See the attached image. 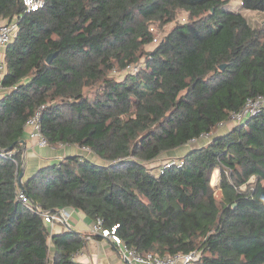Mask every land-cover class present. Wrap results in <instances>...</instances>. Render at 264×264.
I'll return each mask as SVG.
<instances>
[{
	"label": "trees",
	"instance_id": "obj_1",
	"mask_svg": "<svg viewBox=\"0 0 264 264\" xmlns=\"http://www.w3.org/2000/svg\"><path fill=\"white\" fill-rule=\"evenodd\" d=\"M226 1L44 0L25 11L21 0H0V18L18 19L0 97V264H80L82 235L50 233L18 188L42 211L72 207L103 228L118 224L142 254L199 250L192 264H264V108L189 148L180 166L146 165L264 94V27ZM240 1L264 10V0ZM179 7L187 20L144 50L148 26L172 21ZM141 59L136 73H117ZM39 108L50 145L87 147L104 163L66 155L19 182L20 140Z\"/></svg>",
	"mask_w": 264,
	"mask_h": 264
},
{
	"label": "built area",
	"instance_id": "obj_2",
	"mask_svg": "<svg viewBox=\"0 0 264 264\" xmlns=\"http://www.w3.org/2000/svg\"><path fill=\"white\" fill-rule=\"evenodd\" d=\"M22 5L24 6L25 11L36 10L43 6L44 0H21ZM242 5V2L239 1ZM247 9V8H244ZM251 10V9H248ZM181 23L187 20V16H180L177 18ZM17 15H13L11 18H0V45L6 46L11 42L16 34L18 25H17ZM149 31L152 34L151 41L156 45L160 40H157L155 36L156 26L150 24L148 26ZM163 37V36H162ZM145 67L143 60H139L134 63L126 65L118 74L123 75L126 72L136 73L138 70ZM6 71V65L3 59H0V89L3 88L2 78ZM264 108V94H257L254 96H247L245 98L244 104L238 110L230 111L228 118L224 121H221L217 124V128L225 125L227 122H232L233 125L244 124L248 118L252 115H255L261 109ZM40 115L41 109H37L32 115H30L26 122L25 127L29 128V136L35 139V142L39 146L50 145L47 138L42 134L40 129ZM212 131L201 132L198 136L192 137L189 142L196 143L198 140H203L204 143L210 142L212 138ZM58 145H64L58 143ZM87 148V147H86ZM88 149V148H87ZM182 161L180 159H167L160 166H158V171L162 172L165 167L170 165L180 166ZM17 198L20 202L30 211L38 212L46 223H67L69 212L65 207L58 208L55 211H42L40 206L33 204L22 188H18L16 191ZM118 224H115L110 229L103 228L101 226V219L97 217L94 219V224L92 231L93 233L100 232L103 235H109L110 238L118 245L119 252L121 256L127 261L131 262L132 260L143 263V264H192L193 261L198 259L200 256L199 250H191L186 253H175L167 255H157L151 252L139 253L135 249L127 246L121 237L116 234L115 228ZM78 252V251H77Z\"/></svg>",
	"mask_w": 264,
	"mask_h": 264
},
{
	"label": "crops",
	"instance_id": "obj_3",
	"mask_svg": "<svg viewBox=\"0 0 264 264\" xmlns=\"http://www.w3.org/2000/svg\"><path fill=\"white\" fill-rule=\"evenodd\" d=\"M250 11L253 12L256 10ZM5 48V46L0 45V59L3 60ZM5 93L6 89L4 87L1 88L0 97ZM228 130L230 129L227 126H223L217 131L216 134H222ZM21 139L24 140V144L21 143L23 146L21 163L23 174L21 180H25L31 176L38 168L58 162L66 155L80 154L92 160H96V156L94 154L92 155L89 149L76 144L39 146L36 144L35 139L29 136L28 127H24ZM203 143L204 141L201 139L196 143H190L188 141L184 145L168 152L170 155L180 157L189 148L196 147ZM65 208L69 212L67 223H48V228L50 233H56L70 229L82 235L84 244L83 247L74 254V261L80 264H143L134 260L129 262L124 259L119 252L118 245L110 238L109 235H103L100 232L93 233V218L88 217L78 209L72 207Z\"/></svg>",
	"mask_w": 264,
	"mask_h": 264
},
{
	"label": "rangeland",
	"instance_id": "obj_4",
	"mask_svg": "<svg viewBox=\"0 0 264 264\" xmlns=\"http://www.w3.org/2000/svg\"><path fill=\"white\" fill-rule=\"evenodd\" d=\"M239 1L240 0H227L226 4L224 5V7L226 9H228V10L241 12L245 16L246 20L248 21V23L251 26L264 27V10L263 11L262 10H256V11L251 12L248 9H244L241 6ZM184 15L187 16V18H188L187 10L184 9V8H180L179 7L176 10L175 18L172 21L166 22L165 24H162V25L154 22V25L156 26L155 36L157 37V40L162 38V36H164L174 24L180 23V21L177 18H179L180 16H184ZM154 46H155V44L152 41H150L149 43L144 45V50H150ZM117 73H114V75L117 76ZM85 91L88 92V94L91 95V94H93L94 88L86 87ZM223 126H227L229 129H231L233 124H232V122H227ZM223 126H221L218 129H216L212 133V136H214L217 133V131L219 129H221ZM92 155H93V153H92ZM95 158H96L97 161H99V162L101 161V162L104 163V160H102V159H100L98 157H95ZM177 158H179V157H177L175 155H170L169 152L167 151V152H163V153L159 154L154 160L146 162V165L149 168H153L154 170H156L158 168V166H160V164H162L165 160H167V159H177ZM215 172H217V178L213 180L212 177H213ZM219 181H220V170H219V168H215L213 170L211 176H210V184H211V186L213 188L214 195H215L216 199H218V200L221 197V192H220V189H219Z\"/></svg>",
	"mask_w": 264,
	"mask_h": 264
},
{
	"label": "water",
	"instance_id": "obj_5",
	"mask_svg": "<svg viewBox=\"0 0 264 264\" xmlns=\"http://www.w3.org/2000/svg\"><path fill=\"white\" fill-rule=\"evenodd\" d=\"M52 56H53V53H50V54L46 57V61L49 62ZM220 67H223V64H221ZM20 143L24 144V140L21 139V140H20ZM22 174H23V170H22V168H21V170H20V172H19V175H18V181H19V182H21Z\"/></svg>",
	"mask_w": 264,
	"mask_h": 264
}]
</instances>
